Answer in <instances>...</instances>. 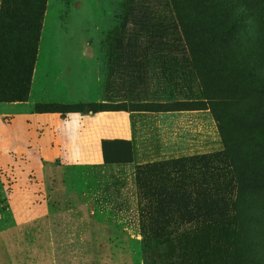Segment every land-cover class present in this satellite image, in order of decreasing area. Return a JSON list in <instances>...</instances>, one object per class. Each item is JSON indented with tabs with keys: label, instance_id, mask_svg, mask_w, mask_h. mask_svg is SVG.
Returning <instances> with one entry per match:
<instances>
[{
	"label": "rangeland",
	"instance_id": "obj_1",
	"mask_svg": "<svg viewBox=\"0 0 264 264\" xmlns=\"http://www.w3.org/2000/svg\"><path fill=\"white\" fill-rule=\"evenodd\" d=\"M216 1L45 0L26 100L0 101V113L92 105L68 113L110 139L92 164L18 158L51 211H78L80 233L52 251L29 225L10 236L19 264H264V68L237 67L201 29ZM203 163L220 169L207 217L190 204ZM8 191L0 182V226L12 228Z\"/></svg>",
	"mask_w": 264,
	"mask_h": 264
},
{
	"label": "crops",
	"instance_id": "obj_2",
	"mask_svg": "<svg viewBox=\"0 0 264 264\" xmlns=\"http://www.w3.org/2000/svg\"><path fill=\"white\" fill-rule=\"evenodd\" d=\"M34 102V99L28 100V103ZM117 116L120 117L119 114ZM119 129L125 134L124 137L129 136L125 122L123 126L119 124ZM82 130L85 132L82 133ZM99 135L94 130L93 117L90 115L67 113L63 116L56 112L30 111L0 113V171L11 177L7 181L3 174H0V182L10 189L6 194L5 212L15 224L12 228L0 226V241L7 264H19L20 260V255L15 250V241L12 242L10 236L27 230L29 225L32 226V231L38 230L39 234L44 232L47 235L52 251H70L71 247L67 245L70 243L69 239L63 235L76 237L80 234L76 227L72 226L78 211L70 208L61 212L51 211L45 183L38 181L35 184L33 180L24 178L30 165L20 163L18 158L26 155L38 157L41 160L37 164L39 170L43 168L42 162L55 160L92 164L96 160L99 161L101 142L110 139ZM82 216H88V213L81 214ZM82 234L87 235L86 228L82 230ZM62 238L66 240L60 241ZM73 245L75 250L80 248L77 241H74Z\"/></svg>",
	"mask_w": 264,
	"mask_h": 264
},
{
	"label": "trees",
	"instance_id": "obj_3",
	"mask_svg": "<svg viewBox=\"0 0 264 264\" xmlns=\"http://www.w3.org/2000/svg\"><path fill=\"white\" fill-rule=\"evenodd\" d=\"M44 3L45 0H0V101L26 100ZM209 14L210 21L200 27L219 41L224 55L237 67L242 62H252L253 67L264 68L260 62L264 55V0H259L255 8L250 7V0H217L212 3ZM240 51L246 55L241 56ZM251 51L257 55L250 57ZM68 112L95 111L92 105L77 104L60 113ZM201 169L202 184L197 195L194 193L197 199L190 204L201 211V216L207 217L218 211L213 194L220 190L214 184L220 177V169L213 163H203ZM170 179L174 188L181 189V182Z\"/></svg>",
	"mask_w": 264,
	"mask_h": 264
}]
</instances>
